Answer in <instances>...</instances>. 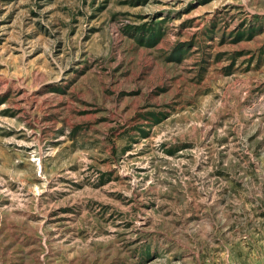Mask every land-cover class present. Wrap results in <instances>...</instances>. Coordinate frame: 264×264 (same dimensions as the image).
Returning a JSON list of instances; mask_svg holds the SVG:
<instances>
[{
  "label": "rangeland",
  "instance_id": "1",
  "mask_svg": "<svg viewBox=\"0 0 264 264\" xmlns=\"http://www.w3.org/2000/svg\"><path fill=\"white\" fill-rule=\"evenodd\" d=\"M0 264H264V0H0Z\"/></svg>",
  "mask_w": 264,
  "mask_h": 264
}]
</instances>
